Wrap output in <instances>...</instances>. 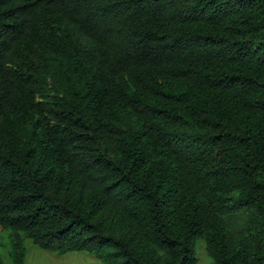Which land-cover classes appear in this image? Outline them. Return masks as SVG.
<instances>
[{"label": "trees", "instance_id": "trees-1", "mask_svg": "<svg viewBox=\"0 0 264 264\" xmlns=\"http://www.w3.org/2000/svg\"><path fill=\"white\" fill-rule=\"evenodd\" d=\"M0 230L264 264V0H0Z\"/></svg>", "mask_w": 264, "mask_h": 264}, {"label": "rangeland", "instance_id": "rangeland-1", "mask_svg": "<svg viewBox=\"0 0 264 264\" xmlns=\"http://www.w3.org/2000/svg\"><path fill=\"white\" fill-rule=\"evenodd\" d=\"M195 243L194 255L197 259L196 264H211L210 258L207 256L204 243L197 240ZM27 247V255L25 264H97L93 255L87 252H70L59 255L52 252L40 250L30 241L25 242ZM11 249L8 234L0 230V261L1 264H12Z\"/></svg>", "mask_w": 264, "mask_h": 264}]
</instances>
